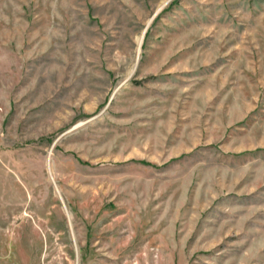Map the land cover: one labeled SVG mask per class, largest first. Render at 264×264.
<instances>
[{"label":"rangeland","instance_id":"rangeland-1","mask_svg":"<svg viewBox=\"0 0 264 264\" xmlns=\"http://www.w3.org/2000/svg\"><path fill=\"white\" fill-rule=\"evenodd\" d=\"M0 264H264V0H0Z\"/></svg>","mask_w":264,"mask_h":264}]
</instances>
